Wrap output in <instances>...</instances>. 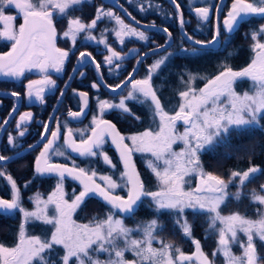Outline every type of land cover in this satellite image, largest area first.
<instances>
[{"label": "snow or ice", "instance_id": "obj_1", "mask_svg": "<svg viewBox=\"0 0 264 264\" xmlns=\"http://www.w3.org/2000/svg\"><path fill=\"white\" fill-rule=\"evenodd\" d=\"M81 3L82 0H0V42L10 44L8 51L0 52V76L19 80L26 72L36 70L40 78L26 84L29 100L34 97L39 104H46V90H54L57 86L49 70L57 74L64 72L65 65L77 51L76 42L81 34H84V40L103 45L107 52L102 61H97L89 51H79L76 57L77 67L90 63L98 77L91 83V88L96 90V111L90 124L82 129L69 127L67 120L61 122L55 115L58 111L56 106L46 121L38 122L43 129L39 133L40 140L27 149L32 151L42 145L34 158V178L54 176L56 184L46 199L38 193L29 197L35 205L34 210L23 206V192L31 186L32 180L23 186L18 185L17 180L3 170L12 157L0 153V179L6 182L10 192V198H0V210L21 215L14 245L0 243V264H216L215 258L219 255L223 257V264H264V184L250 192L245 191L246 182L261 172V168L250 166L247 170L230 171L225 179L205 172L201 162V153L217 143L227 142L234 129L264 127L261 124L264 120V24L244 33L245 38L251 41L252 53L245 66L236 69L224 61L211 77H198L187 72L185 80L181 75L184 87L177 90V103L169 107L161 90L153 85V77L174 54L168 51L172 39L169 28H157L155 22L146 25L163 32L165 44L142 54L133 49L138 56L136 65L125 79L112 85L106 82L102 68L107 67L109 76H119L127 54L112 47L108 34H114L120 45H124L125 37L148 42L149 36L138 27L126 24L120 15L105 10L103 5L96 8L94 17L87 22L70 15V9ZM169 3L179 20L182 40L190 46H181L180 51L191 56L214 48L220 42L222 28L224 32L232 33L244 17H264V0H231L230 6L225 4V0L205 2L202 6L190 4L199 22L212 24L211 38L199 40L185 30L187 21L182 4L177 0H169ZM152 7L160 8L148 0L138 10L146 12ZM9 10L15 15L8 14ZM121 11L131 17L123 6ZM58 17L66 20L61 31H58ZM18 19L22 22L17 27L15 21ZM131 19L140 24L135 17ZM104 20L114 21L115 27L102 29L97 37L94 31ZM60 40L69 42L70 46L67 49L59 47ZM160 51L167 54L148 65L143 78H136L145 59ZM77 67H73L68 75L65 87L59 89L57 104L63 100L75 78ZM85 75V72H79L81 78ZM197 79L206 80L203 87L193 86ZM244 80L250 81L251 85L249 90L240 93L236 86ZM101 89L118 94L119 99L115 102L102 99ZM10 95L18 98L21 94L12 91ZM72 95L77 98L79 111L69 109L67 116L78 120L91 110L92 98L88 92L76 89L72 90ZM134 104L147 110V126L128 135L122 134L116 123L105 116L111 111H119L131 121L144 124L141 116L133 110ZM16 111L14 106L0 122V136L7 133L5 151L22 147L20 141L28 134V126L34 121L31 111L23 112L13 130L8 131ZM178 122L184 126L182 132L178 131ZM61 138L63 143L59 144ZM109 143L117 153L118 162L105 150ZM178 143L183 147L175 151L173 146ZM71 153L86 160V166H80L72 159ZM137 153L150 154L145 167L154 175L157 190L149 188L138 171L134 160ZM53 157L70 159L71 166L54 162ZM95 161L109 171L101 172L98 167H92ZM194 177L199 182L192 187ZM68 178L80 185V190L73 189L70 197L64 190ZM233 187L235 192L231 191ZM117 189H126V195L116 194ZM92 197H99L104 202L106 215L94 217L90 223H76L73 214ZM230 198L238 202L248 198L255 206L257 218H249L239 211L223 214L222 206ZM144 200L149 201L156 218L140 221L135 228L126 226L123 216L134 215ZM189 210L206 216V232L218 231L217 247L210 254H206L201 241L193 237L192 226L186 218ZM161 213L172 215L183 237L191 240L195 249L191 254L184 253L160 234L163 231L159 220ZM37 222L50 226L47 234L29 232V227ZM238 233H242L244 239ZM154 243L159 247H154ZM233 245L240 247L241 255L233 254ZM127 253H131L134 259H127ZM102 255L106 259H101Z\"/></svg>", "mask_w": 264, "mask_h": 264}, {"label": "flooded vegetation", "instance_id": "obj_2", "mask_svg": "<svg viewBox=\"0 0 264 264\" xmlns=\"http://www.w3.org/2000/svg\"><path fill=\"white\" fill-rule=\"evenodd\" d=\"M111 1H115V0H107V1L106 0H90V2H89V0H82V3L80 5L74 6L72 9H70V15H73L76 17H81L87 22V21H90V19L94 17L96 8L103 5L105 10H111L115 14L120 15L123 20H125L129 23L128 25H130V26L133 25V27H138V26L130 23L123 16V14L120 12L118 7L115 4L111 3ZM116 1L120 5H122L125 9H127V7H128L132 11L131 12L127 9L128 13H131V17H135L136 20L140 21L141 24H150V23L142 22L141 20H143V19L139 20L138 17H142L143 14H142V11L137 10L140 5L147 4L148 0H116ZM151 2H155V3L159 4V6L161 8V12L164 10L166 12V10H168L166 8V5H164L160 0H154V1L151 0ZM78 6H81V12L80 13H78ZM169 15L167 18H162L163 15H161L160 13L152 14L151 16H154L156 19H159L160 21L161 20L164 21V20L171 19L172 15H170V16ZM143 16H145V15H143ZM251 17H253V16H249L248 18L242 19L238 25L245 22L246 20H248ZM111 22H114V21H111ZM178 24H179V20H178ZM156 25L160 26L158 24H156ZM237 26H236V28H237ZM161 27H163V26H161ZM104 28L112 29V25H109L107 20L101 21L98 24L97 29L94 31V35L99 37L101 30ZM138 28L140 30L145 31L146 34L149 36L148 42L139 41L135 37H125L124 45H120L117 42L114 34H111V33L108 34V42L112 45V47H114L115 50L120 51L122 54H127V55H126L125 61L123 62L124 67L120 70L119 76H116L115 74H113L112 76H109L107 67L105 66L104 68H102V72L104 74V77H105V80L107 83L112 84V85L119 83L121 80L126 78L127 73L130 72L131 69L136 65L138 56L136 53L133 52V49H137L139 51V53L142 54L144 52L150 51L152 48L156 47L157 45H164L165 44L166 36L163 32L158 31V30L144 29L141 27H138ZM179 28H180V26H179ZM180 31H181V28H180ZM83 35L84 34H81L78 37L77 42H76L77 51L74 55L75 58L73 61L72 69L76 65V61H77L76 57L79 55V51L91 52L97 61H102L104 55L107 54L103 45H100L94 41L84 40ZM161 35L163 37H161ZM181 38H182V31H181ZM220 41H221V39H220ZM67 43L68 44L63 46L62 48L67 49L70 46L69 42H67ZM220 45H221V42H220ZM58 46H59V42H58ZM180 48H181V45H178L177 43H175L173 35H172L171 45H170V47H168V51L173 52L174 54L171 57H169L166 64L164 66H162V68L160 70H158V73L153 77L154 87L159 88L161 90V94L165 98V102L169 104V107H171L172 104L175 105L179 99L176 93H177L178 86L182 85L181 84V75H183L184 71H187V70H190L191 73H193L195 69L198 70L199 66L197 64H200V62L202 61L200 59L201 55H195V56L186 55L180 51ZM186 48H188V47H186ZM214 50H216V49H214ZM166 54H167L166 52L160 51V52L156 53L155 55H149L145 59L144 63L140 65V71L137 74L136 78H143L146 74L147 66L151 65L156 59H158L161 56L166 55ZM72 57H71V59H72ZM70 62H71V60H70ZM70 62H68L65 65V70L63 73H61V74L53 73L52 74L53 79H55L57 81V86L53 92H48L47 94H45L46 104H44V105L39 104L35 100L34 97L31 100H29V98L26 96V84L28 81L24 84V92L20 93L21 95L19 97L20 98V107H19L17 113L13 116L12 127H9L8 131L13 130V127L16 123V120H18L19 115L21 113L27 111V110L31 111L33 113L34 121L31 122L28 126V134L24 138H22V140L20 141V143H22V147L17 148L18 150L15 153H12L10 155H7L6 151L4 150V144L6 143V137H7V133H4L3 136L0 137V153L7 155V156H13L17 153H20V152L28 149L29 145H33V144L38 143V141L40 140V136H39V134L37 135V131H39V129L41 128L40 124L38 122L46 121L48 119L49 115L52 114L53 107L57 106V98L59 97L60 92L58 94V97L56 98V101L55 100L48 101L47 97L54 95L57 92V90L65 87V82L68 80V76H67L66 80L64 81L63 85H60V80H62L65 77L67 70H68V67L70 65ZM237 64H238V61H237ZM240 64L241 63L239 62V67L237 66L236 69H239L240 67L245 66V65H240ZM72 69H71L69 74L72 73ZM202 70L204 73L201 72V75L206 74L205 72L207 69L204 66H203ZM80 71H83L86 73V75L83 78H81L79 76ZM29 74L32 76V79H30V80L35 79L37 77L36 75H38L37 73L26 72L25 75L23 77H21L19 80H14L12 78L0 79V80H13V81L19 82L26 75H29ZM197 74H199V72L195 73L194 75H197ZM197 76H200V75H197ZM97 79H98V77L96 76V72L94 70V67L90 63L83 64L82 68L77 70L75 78L71 81L69 87L67 88V92H66L63 100L60 102V104L58 106V111L55 113V115L58 117V119L61 122L67 120L68 126L72 127L73 129H77V128L82 129L86 125L90 124L92 114L96 111V107H95L96 90L91 88V83ZM73 82L78 83L80 85V86L75 87L74 89H76L77 91L88 92L89 97L92 98L91 110H87L86 116H82L78 120L72 119V118L67 116V112L69 109H71L72 111H79V105L77 102V98L72 95V90H73L72 84H73ZM205 82H206V80L196 81L195 87H197V88L203 87ZM11 92L12 91H2V93H9V94ZM125 94H126V90H125ZM101 98L102 99H110V100H113V102H115L116 100L119 99V95L118 94L112 95L107 90L101 89ZM10 99L13 102V105H12V108H13L14 106H16V99L14 97H10ZM3 105H4L3 101H0V109L3 107ZM32 105H38V106H46L47 105V106H46V108L42 109V111H40L39 114H37L34 112V109L31 108ZM132 107H133V110L138 115H140L141 118L144 120V124H140L139 122L131 121L126 115L122 116L119 113V111H111L110 113L106 114L105 118L111 120L113 123H116L117 128L122 132V134H125V135L131 134V133L139 131V130H143V128L147 126L148 119H149L148 114H147V110L143 106H140V105L134 104V105H132ZM12 108L10 109V111L12 110ZM8 113H6V116L4 117L0 111V122H2V120L8 116ZM54 126H55V124H53V127ZM42 131H43V129L41 128L40 132H42ZM58 143L59 144L63 143L62 138L60 139V141H58ZM41 147H42V145H39L37 148H35V150L29 151L19 158H23L26 156H29L28 158H30V157L33 158V156H34V158H35L38 155ZM105 150L113 158L114 161L118 162L117 153H116L114 147L111 146L110 143L105 146ZM71 157L72 158H78V160H80V162L83 160V163H84V159L78 157L77 155H74L71 153ZM18 159H16V160H18ZM55 159L60 160V159H65V158L54 157L53 158L54 162H56ZM134 160L136 162V167H137L138 171L142 174V178L148 182H152V180L150 178L149 179L147 178V177H149L148 176L149 174L145 170V168L141 165V162L138 159H136L135 157H134ZM60 163H62V162H60ZM94 163H95L94 165L96 167H98L100 171H102V172H108L109 171L99 161H95ZM68 165L71 166V164H68ZM118 167H119V164H118ZM33 171H34V162H33ZM40 177H47V176H40ZM13 178L17 180L18 185H21L19 183L20 179H17L15 177H13ZM68 179L73 181L70 178H68ZM28 181L29 180L24 181L23 185L25 183H27ZM3 182H4L3 184L6 187V189L8 188V190H9V187L7 186L6 182L5 181H3ZM73 182H75V181H73ZM198 182L199 181L197 179L195 182V185ZM1 183L2 182H0V184ZM75 184L78 185L80 188V185L77 182H75ZM1 190H2V186L0 185V198H10V194H7L4 192V190H2V191ZM122 190L125 192H122ZM116 194L124 196V195H126V190L125 189H117ZM93 198L98 199L101 203L104 204V202L101 199L96 198V197H93ZM140 205H139L138 209L140 208ZM143 208L146 210L149 209L146 206H144ZM7 214L8 213H5L4 211L0 210V219H2V218L5 219L4 216H7ZM195 215H193V213L191 211H189L187 213V217L190 218V220ZM127 217L128 218H130V217L135 218V214L132 216H127ZM194 219L195 220H193L191 222L192 223L191 226H192V231H193V237L196 239H199L201 241L203 251L206 254H210L213 251V247H211V245L209 244L212 242L211 237H209V232L205 231L207 228L203 222L201 223L200 221H198L196 216L194 217ZM161 222L163 224V231L160 234L164 238L173 239L171 237H166V234H168L169 232H171L174 236H177V234L182 235V231H181L180 227H178V225L175 224L173 220L170 221L169 219H167V221L164 220ZM198 230L201 233V235H199V236L197 235ZM176 239H178L179 241H173L172 240L171 242H173L175 245L179 246L184 253L191 254L195 250L194 245L191 243L190 239L184 238L183 235L181 236V238H179V236H178V238L176 237Z\"/></svg>", "mask_w": 264, "mask_h": 264}, {"label": "trees", "instance_id": "obj_3", "mask_svg": "<svg viewBox=\"0 0 264 264\" xmlns=\"http://www.w3.org/2000/svg\"><path fill=\"white\" fill-rule=\"evenodd\" d=\"M164 5H166V13L172 15L171 19L169 20H159L156 19L154 16L152 18H145L141 20L144 23H152L153 21L163 27H168L171 31L175 43L181 46L190 47L186 40H182L181 38V31L178 24V19L174 12L173 6L167 0H160ZM177 2L181 3L183 6L184 12V19L187 21L185 24V30L188 34L192 35L195 39L199 40H208L211 38V31H212V24L211 23H202L199 22L187 0H177ZM205 2L214 3L217 0H207ZM205 2H196L191 4L192 6H202ZM250 2V0H249ZM225 4H231V0H225ZM127 9L131 11L128 7ZM81 12V6H78V13ZM132 12V11H131ZM58 31L64 29L66 20L63 17H58ZM261 24H264V17H251L245 22L241 23L237 26L234 32L226 33L224 32L223 28L221 29L222 35L221 45L216 50H206L205 54L200 56L202 60L199 66L198 71L201 74L204 73L202 68L203 66L207 69L206 74H209L210 77L218 71V65L221 62L227 61L228 64L233 66L234 68L239 67L240 65H246L249 61V53L248 50L250 49L251 41L246 39L244 33L248 32L250 28H258ZM199 25V26H198ZM161 37H163L161 35ZM227 40V42H225ZM162 41V40H161ZM68 43L60 40L59 46L63 47ZM10 44L8 42H0V52H5L9 49ZM237 52V54H234ZM232 53V55H229ZM75 56L73 55L70 65L68 67L67 73L65 77L60 80V85H63L64 81L66 80L67 76L69 75L73 61ZM186 58V57H185ZM238 61V64H237ZM204 62V63H203ZM203 63V64H202ZM217 68V69H216ZM186 74L187 71H184ZM32 79V76L26 75L21 81L16 82L13 80H0V92L2 91H17L19 93L24 92V84ZM80 86L78 83L73 82L72 89L75 87ZM62 87V86H61ZM59 90L54 95L48 96V101L55 100L58 97ZM0 101H3L4 105L0 109L2 115L5 117L6 113L10 111L12 108L13 102L10 97H0ZM47 106V105H46ZM46 106H38L32 105L31 108L34 109V112L39 114L42 109L46 108ZM46 113V112H45ZM44 113V114H45ZM46 115V114H45ZM261 124L264 125V120L261 121ZM41 129V128H40ZM37 131V135L40 132ZM18 149L14 150H7V155L15 153ZM29 156L19 158L18 160L12 161L10 164H6L4 168H6V172L10 173L13 177L20 179V184L23 186V182L27 180H32L31 186L23 192V201L29 205L27 202V198L32 196L35 193H39L42 196H46L50 193L56 184V178L54 176H47V177H35L34 178V171H33V158ZM75 159L76 162L81 166L80 160L78 158ZM56 162H62L66 164H71L72 161L70 159H55ZM201 162L205 172H211L213 174L221 175L223 178L227 179L230 171H241L250 166H258L261 168V172L258 175L253 176L250 180L246 183V192H250L252 189H258L261 184H264V127H252L246 128L243 130H233L227 142L225 143H217L213 148L209 150H205L201 153ZM151 179V176L148 175ZM146 181V180H145ZM148 184L150 182L146 181ZM65 183L67 184L66 187L68 190L72 187H75V190H80L79 186L75 184V182L66 179ZM71 192V190L69 191ZM144 201L141 203L140 208L135 213V216L138 217L137 219H146L147 216H157L154 215L153 212L150 210L144 209ZM223 213H231L233 209L239 211L243 214H246L248 217L255 216L254 206L250 203L248 198H243L241 201H236L232 199L228 205L225 207ZM107 213V206L101 203L98 199L91 198L87 201L86 205L83 206L78 211L77 220L82 223H90L94 217L102 218ZM17 214V213H15ZM149 214V215H147ZM167 213H161L159 216V220L163 221L164 217H167L170 221L173 220L172 215ZM12 213H8L7 216H4L5 219H0V243L5 244L6 246H10L14 244L16 235H17V227L19 226L16 221L11 219ZM15 216V215H14ZM197 220L200 222H205L206 220L202 217V214H196ZM128 218V217H126ZM206 223V222H205ZM36 227H40L39 225H31L30 229L33 232L37 231L38 234L43 232V229L39 231ZM200 230V229H199ZM197 232V235H201V233ZM181 238V234H177L174 236L171 232L166 234V237H171L173 239H167L169 241H179L176 237ZM62 254V252H61Z\"/></svg>", "mask_w": 264, "mask_h": 264}, {"label": "rangeland", "instance_id": "obj_4", "mask_svg": "<svg viewBox=\"0 0 264 264\" xmlns=\"http://www.w3.org/2000/svg\"><path fill=\"white\" fill-rule=\"evenodd\" d=\"M152 1H154V0H152ZM188 1V3L189 4H194V3H198V2H205V1H207V0H187ZM151 4L154 6V5H159V4H157V3H155V2H151ZM137 6V5H136ZM136 8V7H135ZM137 9V8H136ZM138 10V9H137ZM156 13H160L161 15H163V17L162 18H167L168 17V15H169V13H166L165 12V10L164 11H162L161 12V8H159V9H156V8H154V7H152V8H149V10L148 11H146V12H142V14L143 15H145V16H143L142 15V17H138L139 18V20H141V19H145V18H152V14H156ZM163 13V14H162ZM8 14H13V15H15V12L14 11H12V10H9V13ZM171 15V14H170ZM169 15V16H170ZM165 16V17H164ZM125 21V20H124ZM20 22H22V20H20V19H18L17 21H15V24H16V26L18 27V25H19V23ZM108 23H109V25H112V28H114L115 27V22H111V21H108ZM125 23L126 24H129L127 21H125ZM130 26V25H129ZM133 26V25H132ZM206 53V52H205ZM205 53H202V54H199V55H203V54H205ZM248 53H249V60H250V58H251V56H252V53H251V51H250V49L248 50ZM234 54H237V52H234ZM248 60V61H249ZM217 69V68H216ZM31 72H33V73H37L38 75H36L37 77L35 78V79H39L40 78V74L36 71V70H33V71H31ZM49 72H50V74L52 75L53 73H55L54 71H52V70H49ZM187 72H190V70H187ZM197 72H199L197 69H195L194 70V74L195 73H197ZM183 75H184V79L186 80L187 79V77H186V74L185 73H183ZM197 75H200V76H202V77H210V75L209 74H197ZM200 76H198V77H200ZM0 79H9L8 77H3V76H0ZM204 81V79H197V80H195L194 82H193V86L195 87V83H196V81ZM250 85H251V82L250 81H248V80H244V81H241V82H239L238 84H237V86H236V90L238 91V92H240V93H243L244 91H247V90H249V88H250ZM183 87H184V85H180V86H178V88H177V90H180V89H183ZM197 88V87H196ZM54 90H46V92H45V94H47L48 92H53ZM27 96V95H26ZM178 96V95H177ZM179 98V97H178ZM173 105V104H172ZM171 105V106H172ZM28 111V110H27ZM26 112V111H25ZM177 128H178V131H180V132H182L183 130H184V126H183V124H182V122H178V125H177ZM183 146L181 145V144H176V145H174L173 146V149L175 150V151H179L181 148H182ZM54 158V157H53ZM58 158H61V157H58ZM135 158L136 159H138L140 162H141V165L145 168V170L148 172V174L151 176V180H152V182H150L149 184H148V187L149 188H151L152 190H157V182H156V180H155V177H154V175H152L147 169H146V167H145V163H146V158H150V154H147V153H145V154H140V153H137L136 155H135ZM81 163V166H86V164H87V161L86 160H84V163H83V160L80 162ZM6 164H9V163H6ZM95 163H93L91 166L92 167H96L95 165H94ZM6 166V165H5ZM3 170H5L6 171V168H4ZM244 170H247V168L246 169H244ZM241 171H243V170H241ZM102 172V171H101ZM145 172V171H144ZM260 173V172H259ZM259 173H257V174H255V175H258ZM117 176H118V173L116 174ZM255 175H253V176H255ZM252 176V177H253ZM251 177V178H252ZM148 179H149V177H147ZM198 178H193L192 179V183H191V186L192 187H195V182H196V180H197ZM4 180L3 179H0V182H2L0 185L2 186V190H4V192L5 193H7V194H10V192H9V190H8V188L6 189V187L4 186V182H3ZM247 183V182H246ZM66 183H64V190H65V192L68 194V196L70 197L71 196V194H72V192H73V189H75V187H72V188H70L69 190H68V188L66 187ZM4 187V188H3ZM1 190V191H2ZM71 190V192H69ZM126 190V189H125ZM53 191V190H52ZM51 191V192H52ZM77 192L79 191V190H76ZM117 191V190H116ZM121 191V190H120ZM127 191V190H126ZM231 191L232 192H235L236 191V189H235V187H233V188H231ZM50 192V193H51ZM122 192H125V191H123L122 190ZM50 193H48V194H50ZM37 193H35V194H33L32 196H29V197H34L35 195H36ZM39 194V193H38ZM47 194V195H48ZM47 195L46 196H42V198L43 199H46L47 198ZM29 197L27 198V202L29 203V205H27L24 201H23V206L26 208V209H28V210H34V208H35V205H34V203L33 202H31L30 200H29ZM233 198H230L228 201H227V203H226V205L225 206H222V208L223 209H225L226 210V206L228 205V203L232 200ZM144 206H146L147 208H149V210H150V212H153V214L154 215H157L156 213H155V211H154V209L152 208V207H150V204H149V201L148 200H144ZM251 203V202H250ZM254 206V205H253ZM254 212H255V206H254ZM49 211H51V207H50V209H49ZM79 211V210H78ZM78 211L75 213V214H73V220H75L76 221V223H78V224H84V223H82V222H79L78 220H77V215H78ZM190 211V210H189ZM233 211H236L235 209H233ZM232 211V212H233ZM223 212H224V210H223ZM15 213H17V214H15ZM241 213V212H240ZM197 214V213H196ZM223 214H225V215H227V214H230V213H223ZM241 214H243V213H241ZM15 215V216H14ZM147 215H149V214H147ZM161 215V214H160ZM193 215H195L194 213H193ZM169 216H171V215H169ZM196 216V215H195ZM194 216V217H195ZM127 216H123V219H124V223H125V225L126 226H128V227H131V228H135L136 226H137V224L140 222V221H150L151 219H153V218H156V216H154V217H152L151 218V216L149 215V216H147L146 217V219H137L138 217H136L135 216V218H132V217H130V218H126ZM194 217L193 218H191V220H190V218H188V217H186L187 219H188V221H189V223L190 224H192L191 222L193 221V220H195L194 219ZM202 217L206 220L205 222H203L204 223V225L206 226V228H208V223H207V219H206V216L204 215V214H202ZM13 218V220L14 221H16L17 222V224L18 225H20V223H21V215H20V213L19 212H14V213H12V216H11V219ZM249 218H252V219H256L257 218V216L255 215V216H252V217H249ZM167 221V217H164L163 218V221ZM161 221V220H160ZM173 221H174V219H173ZM202 223V222H201ZM35 225H39L40 227H36L37 229H39V231L40 230H42V228H44L43 229V232L41 233V234H47V232H48V229H49V227L50 226H45V225H42V224H40L39 222H37V223H35ZM178 227H179V225H178ZM218 227H219V225H218ZM19 228V226L17 227V229ZM29 232L31 233V234H34V235H41V234H38L37 233V231H35V232H33V230L32 229H30V227H29ZM206 234V233H205ZM238 235H240L241 236V239H244V237H243V234L242 233H238ZM209 237H211V243H209L210 245H211V247H213V251L216 249V247H217V240H218V231H212V232H209ZM16 238H17V235H16ZM16 240V239H15ZM257 243L259 244V241H257ZM11 245H14V244H11ZM10 245V246H11ZM153 246L154 247H159V244L158 243H154L153 244ZM232 251H233V254H235V255H241L242 254V250L240 249V247L238 246V245H233L232 246ZM53 258H55V255H54V257ZM101 259H106V257L105 256H101L100 257ZM126 258L127 259H129V260H132V259H134V257H133V255L131 254V253H127L126 254ZM215 261H216V264H223V257H222V255H219V256H217L216 258H215Z\"/></svg>", "mask_w": 264, "mask_h": 264}, {"label": "water", "instance_id": "obj_5", "mask_svg": "<svg viewBox=\"0 0 264 264\" xmlns=\"http://www.w3.org/2000/svg\"><path fill=\"white\" fill-rule=\"evenodd\" d=\"M107 1V0H106ZM169 1V0H168ZM111 3H113V4H115L117 7H118V9L120 10V12L123 14V16L130 22V23H132V24H134V25H136V26H138V27H141V28H144V29H150V30H157V28H162L161 26H157V28H149V27H146V25H148V24H139V25H137L132 19H131V17L130 16H128V15H126L123 11H121V6L122 5H120L116 0L115 1H111ZM124 8V7H123ZM128 12V11H127ZM249 17V16H248ZM248 17H244V18H248ZM243 18V19H244ZM182 31V30H181ZM220 46V42L218 43V44H216L215 46H214V48H212V50H214V49H217L218 47ZM82 66H83V64H80L78 67H77V61H76V65H75V67H77V70L78 69H81L82 68ZM71 83V82H70ZM108 92H110V91H108ZM120 92V90L118 89L117 90V93H119ZM110 94H112L111 92H110ZM112 95H114V94H112ZM0 97H12L9 93H2V92H0ZM15 99H16V109H17V111H18V109H19V107H20V98L18 97V98H16V97H14ZM60 104V103H59ZM59 104H57V106L56 107H58L59 106ZM17 111L13 114V116L17 113ZM1 137V136H0ZM27 152H29V151H27V149L25 150V151H22V152H20V153H17V154H15V155H13V156H11L12 157V159L10 160V161H8L7 163H11L12 161H14V160H16V159H18L19 157H21V156H23L25 153H27ZM72 154H74V155H76L75 153H72ZM71 179V178H70ZM76 182V181H75ZM78 183V182H77ZM79 184V183H78ZM96 198H99V197H96ZM100 199V198H99ZM3 211V210H2Z\"/></svg>", "mask_w": 264, "mask_h": 264}]
</instances>
